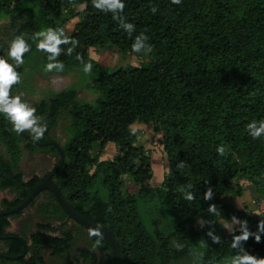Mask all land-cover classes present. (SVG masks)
I'll return each instance as SVG.
<instances>
[{
    "label": "trees",
    "instance_id": "16d2710c",
    "mask_svg": "<svg viewBox=\"0 0 264 264\" xmlns=\"http://www.w3.org/2000/svg\"><path fill=\"white\" fill-rule=\"evenodd\" d=\"M74 4L81 6L82 16L67 33L65 21L75 14ZM119 15L134 25L131 35L111 12L95 8L93 0H0V19H7L3 32L11 40L23 36L31 45L23 54L25 62L38 56L43 70L48 62V54L36 47L41 39L34 38L38 31L61 28L77 41L70 54L62 51L56 58L64 64L59 72L72 71L77 80L31 106L36 109L34 115L41 117L37 124L46 123L39 140H32L28 130L17 134L0 114V143L4 147V153L0 152V190L14 193L11 199H0V207L20 203L57 167L60 152L56 145L39 144L55 141L64 160L51 181L78 213L117 237L120 264H172L195 251L196 264H218L230 256L232 237L239 234V228L225 233L220 222L231 221L236 213L227 195L243 193L235 179L249 181L260 193L264 218V137L253 139L246 128L250 121L264 119V0H181L179 4L124 0ZM140 32L148 36L151 51L146 53L148 59L136 65H102L88 52L97 46L132 51ZM8 46L0 38V56L7 54ZM60 47L67 49L71 44ZM85 63L91 64L89 72L83 71ZM15 70L19 76L24 72L21 66ZM18 88V83L11 85L9 95L16 96ZM80 89L92 92L93 98L81 100L77 95ZM63 114L68 117L66 137L59 142L54 130ZM135 121L162 134L168 169L158 185L147 182L152 174L150 158L134 145L130 125ZM107 142L117 144L119 151L102 158ZM218 145L224 147L223 154L216 151ZM23 150L49 153L56 159L49 171L24 179L18 168ZM123 174L135 183L136 191L122 192ZM187 185L192 186L188 189L192 200L183 197ZM208 188L213 195L204 200ZM41 193L52 197L65 218L49 190L37 193L29 205ZM212 206L214 213L209 212ZM142 213L149 215L148 220L141 218ZM21 214L19 210L0 216V234H18L6 228L9 216ZM56 231L58 234H53ZM19 235L27 241L25 255L0 257V264H44L42 250L62 257L75 240L65 221L58 226L40 222L28 236ZM101 237L96 247L105 255V262L90 244L77 247L75 256L60 264H111L110 243ZM96 239L90 236L92 243ZM2 242L6 254L18 255L23 249L18 239ZM242 243L249 254L264 258V234L259 241L248 237Z\"/></svg>",
    "mask_w": 264,
    "mask_h": 264
},
{
    "label": "rangeland",
    "instance_id": "374dc122",
    "mask_svg": "<svg viewBox=\"0 0 264 264\" xmlns=\"http://www.w3.org/2000/svg\"><path fill=\"white\" fill-rule=\"evenodd\" d=\"M75 14L68 17L65 21V31L70 33L74 29V25L78 18L82 16L81 6L74 4ZM7 19H0V38L5 41L6 44H10L11 39L3 32V24ZM40 50V49H38ZM90 56L96 59L102 65H120L126 64L136 65L142 60L148 59L144 53H135L133 51H120L114 46H97L90 47L88 50ZM7 57V54H4ZM9 60L11 58H8ZM33 60V61H32ZM30 59L19 66L24 68L23 74L20 76L18 90L14 93L16 96L20 95L21 99L32 106L36 101L42 98H48L54 91L61 90L69 86L72 82L77 80V75L72 72H59L55 70L45 71L38 66L39 57ZM22 94V95H21ZM78 97L81 100L89 101L93 98L94 94L88 90L80 89L78 91ZM67 116L63 114L59 120L58 125L54 130V136L62 142L66 137L65 126L67 124ZM131 129H135V142L134 145L143 151L144 154L149 155L151 165V176L147 182L153 186L158 185L165 173L167 172V161L165 159V153L161 144V132L153 131L147 123L135 121L130 125ZM117 144L114 142H107L103 146L102 158L112 157L118 153ZM0 152L4 153V147L0 143ZM55 157L45 152L28 153L26 150L22 151V155L18 162V168L23 172V178H29L33 173L42 175L49 171L55 162ZM122 184L121 190L124 193L126 190H137L135 183L129 179L125 174L121 176ZM236 185H240L243 189V193L239 196L227 195L226 200L234 207V217L231 221L220 219L223 226V231L227 234H231L233 230L239 228L238 224H234L235 218L237 220L247 221V227L251 232L257 231L258 224H264V218L262 217V199L260 193L255 187L247 180L235 179ZM14 193L8 189L0 190V199L13 198ZM1 209V207H0ZM55 202L52 197L47 193H41L36 199L33 205H27L22 209V214L19 217L9 216L10 225L6 228L7 231L14 233H24L28 236L36 229V224L40 222H49L54 226H58L61 221H65L66 228L68 227L75 236L72 249L69 250L62 257H52L50 252L42 250V255L46 260L44 264H60L65 258L72 259L75 256V250L77 247H89L91 244L94 252L98 254L100 260L105 262V255H101L96 245L91 242L89 231L78 227L71 219L63 218L64 216L56 210ZM141 217L144 221L148 220V214L142 213ZM257 218L255 223L253 219ZM53 234L57 235L58 231ZM264 233H261V235ZM249 237H252L251 235ZM253 238V237H252ZM5 250V245L0 239V251ZM239 249L233 248L230 256L226 259H222L218 264H231L232 255L237 254ZM198 252L195 251L192 255L185 257L179 261H174L172 264H180V262L186 261L190 264H196V256ZM19 264V263H10Z\"/></svg>",
    "mask_w": 264,
    "mask_h": 264
},
{
    "label": "clouds",
    "instance_id": "9594fccd",
    "mask_svg": "<svg viewBox=\"0 0 264 264\" xmlns=\"http://www.w3.org/2000/svg\"><path fill=\"white\" fill-rule=\"evenodd\" d=\"M181 0H171L173 4H179ZM93 6L104 12H111L113 19L119 21V26L129 35L134 30V25L127 22L122 15H119L124 9V0H93ZM155 8L152 9L155 12ZM41 39L38 40L36 47L44 50L47 53V63L44 65L45 71L55 69L56 71H62L64 64L57 60V56L62 51L67 54L72 52L73 47L76 46L77 41L70 39L65 35L63 29L49 27L45 30H41L35 33V37ZM148 36L144 32H140L135 36L131 45L132 51L135 53H148L151 51V45L147 43ZM71 44V47L67 49H61L60 45ZM31 45L25 42L23 36H15L7 51V57L0 56V114H3L7 120L12 124V129L17 133H21L28 130L32 140H39L46 131V123L37 124V120L41 119L34 115L36 109L29 106L28 103L21 99V96H10V86L17 83L20 79L15 67H18L23 63V54L28 52ZM8 58H11L10 60ZM91 70V64L85 63L83 66L84 72ZM22 95V94H21ZM248 134L253 138L264 137V119L259 121L252 120L246 125ZM134 132L135 129H132ZM216 151L223 154L224 147L218 145ZM192 186L187 185L183 192L185 200H192L193 194L188 191ZM213 195V191L208 188L204 191V200H209ZM214 206L209 208V212L214 213ZM234 224L239 225V234L233 235L230 247L237 248L239 251L237 254L232 255L231 264H264V258H256L254 255L249 254L243 247V241H246L251 235L256 241L260 240V234L264 233V224H258L257 231L251 232L247 227V221L237 220L235 218ZM90 236H95L97 239L94 241V245L101 243L102 237L99 231H93L89 233ZM211 235V233H209ZM214 242L218 241V237L212 236Z\"/></svg>",
    "mask_w": 264,
    "mask_h": 264
},
{
    "label": "water",
    "instance_id": "95a60500",
    "mask_svg": "<svg viewBox=\"0 0 264 264\" xmlns=\"http://www.w3.org/2000/svg\"><path fill=\"white\" fill-rule=\"evenodd\" d=\"M39 144H55L60 152V162L57 165V167L53 170H51L47 175H45L40 183H38L35 187L31 189V191L28 193V195L17 205H14L11 208L7 209H1L0 210V216L3 215H10L13 214L19 210H22L25 208L31 200L35 197L37 193H39L42 190H49L54 197L56 198L57 202L61 206L62 210L66 213L67 218H70L74 220L76 223L82 225L83 227L89 229L90 231H99L100 234L105 237L111 247V264H120V252H119V244L118 239L116 236H114L107 228L103 227L100 224H97L93 221H91L88 218H85L80 213H78L67 201V199L63 196L59 188L51 181V177L54 174V172L62 165L64 160V154L60 148V145L57 144L55 141H43L39 142ZM7 238H15L21 241L23 245L22 251L18 255H9L2 251H0V257L8 258V259H18L20 257H23L26 253L27 249V241L24 237H22L19 234H0V239H7Z\"/></svg>",
    "mask_w": 264,
    "mask_h": 264
}]
</instances>
